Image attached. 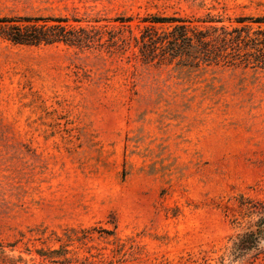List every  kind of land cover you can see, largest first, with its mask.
<instances>
[{
    "label": "rangeland",
    "instance_id": "1",
    "mask_svg": "<svg viewBox=\"0 0 264 264\" xmlns=\"http://www.w3.org/2000/svg\"><path fill=\"white\" fill-rule=\"evenodd\" d=\"M206 14L230 25L264 0H0L102 36L0 37V264H264V68L143 63L107 40Z\"/></svg>",
    "mask_w": 264,
    "mask_h": 264
},
{
    "label": "trees",
    "instance_id": "2",
    "mask_svg": "<svg viewBox=\"0 0 264 264\" xmlns=\"http://www.w3.org/2000/svg\"><path fill=\"white\" fill-rule=\"evenodd\" d=\"M117 19L126 23L133 18ZM140 21L145 24L138 36L130 37V41L124 36L110 35L107 40L112 41L111 46L132 43L143 63L176 60L190 66L224 63L264 68V15L237 17L230 25L210 14L198 18L150 15ZM0 37L14 44L62 42L76 47L89 46L102 38L100 32L73 26L65 16H2Z\"/></svg>",
    "mask_w": 264,
    "mask_h": 264
}]
</instances>
